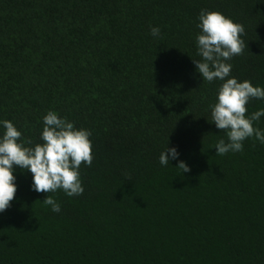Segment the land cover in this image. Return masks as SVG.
Returning <instances> with one entry per match:
<instances>
[{
  "label": "trees",
  "instance_id": "16d2710c",
  "mask_svg": "<svg viewBox=\"0 0 264 264\" xmlns=\"http://www.w3.org/2000/svg\"><path fill=\"white\" fill-rule=\"evenodd\" d=\"M201 10L244 27L226 79L264 88V0H0V122L34 147L53 111L91 132L93 157L82 195L49 193L58 213L15 168L0 264H264V144L216 155L223 81L193 63ZM167 147L179 156L162 166Z\"/></svg>",
  "mask_w": 264,
  "mask_h": 264
},
{
  "label": "clouds",
  "instance_id": "9594fccd",
  "mask_svg": "<svg viewBox=\"0 0 264 264\" xmlns=\"http://www.w3.org/2000/svg\"><path fill=\"white\" fill-rule=\"evenodd\" d=\"M199 21L197 27L201 32L196 37V44L200 58L193 59V63L202 80L223 81L217 102L211 106V119L217 129L225 132L227 142L224 139L218 141L216 155L242 151L243 142L251 137L264 144V133L253 126V122L264 116V109L246 116V105L250 99L264 100V88L254 87L247 80L238 82L236 78L226 79L232 68L226 61L241 55L245 48L240 38L244 27L216 11L201 10ZM150 31L153 37L160 35L158 27H152ZM43 122V143L34 147L18 143L22 134L11 121L0 122L5 129L0 137V213L7 210L15 198L17 187L13 173L16 167L32 174V189L48 194L42 202L51 206L53 212L58 213L61 209L49 193L63 190L72 197L84 192L79 168L82 163L88 166L92 164L91 132L76 129L72 122L59 118L53 111L43 117ZM27 143L31 144V141ZM178 156L175 148L167 147L160 154L159 162L167 166L170 159L175 160ZM176 168L182 173L190 171L184 161H180Z\"/></svg>",
  "mask_w": 264,
  "mask_h": 264
}]
</instances>
